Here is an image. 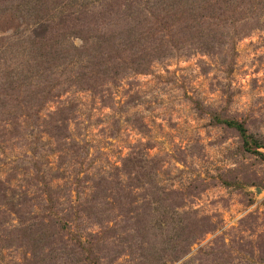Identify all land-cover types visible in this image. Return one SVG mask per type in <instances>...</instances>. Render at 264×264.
<instances>
[{
	"label": "rangeland",
	"instance_id": "374dc122",
	"mask_svg": "<svg viewBox=\"0 0 264 264\" xmlns=\"http://www.w3.org/2000/svg\"><path fill=\"white\" fill-rule=\"evenodd\" d=\"M0 264H264V0H0Z\"/></svg>",
	"mask_w": 264,
	"mask_h": 264
},
{
	"label": "trees",
	"instance_id": "16d2710c",
	"mask_svg": "<svg viewBox=\"0 0 264 264\" xmlns=\"http://www.w3.org/2000/svg\"><path fill=\"white\" fill-rule=\"evenodd\" d=\"M229 124H231V125H237V124H234V123H229ZM238 130H239V134L243 138V142H244L243 144L245 145L244 146L245 149L251 151L252 150V148H251L252 147V144L248 140L250 137H248V135H246L245 130H244V128L242 126L239 125L238 126Z\"/></svg>",
	"mask_w": 264,
	"mask_h": 264
}]
</instances>
